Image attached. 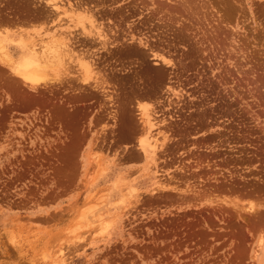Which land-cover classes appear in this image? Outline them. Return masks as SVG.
<instances>
[{"label":"rangeland","instance_id":"obj_1","mask_svg":"<svg viewBox=\"0 0 264 264\" xmlns=\"http://www.w3.org/2000/svg\"><path fill=\"white\" fill-rule=\"evenodd\" d=\"M78 1L105 91L0 63V264H264V0ZM46 11L0 0V43L47 41Z\"/></svg>","mask_w":264,"mask_h":264},{"label":"bare ground","instance_id":"obj_2","mask_svg":"<svg viewBox=\"0 0 264 264\" xmlns=\"http://www.w3.org/2000/svg\"><path fill=\"white\" fill-rule=\"evenodd\" d=\"M40 2L45 3L47 7L46 12L48 13L47 19L53 24L58 23L57 28L52 33H49L47 41L43 40L44 42L42 41L40 44H36L31 40L27 41L26 39H21L19 43L11 39L12 43H15L18 47L15 51L18 53L17 56L9 52L6 44L0 43V63L8 66L17 78L33 90L46 87L49 83H61L63 78L70 77L72 74H70L69 62L70 64L72 62L76 63L79 70L77 71L79 75L78 81L81 84L90 87L91 83H95L94 89H98L99 86L102 88L105 84L107 85V79L103 78L99 72L100 69L96 70L98 68L97 63L93 59H89V52L78 53L75 51L76 46L72 41V33L80 30V35L87 39V41H91V43L97 42L101 45V49L107 50L110 37L106 34L102 22L97 20L98 16L95 15V11L90 7L82 5L79 1L73 3L70 0H40ZM64 20L66 23L62 24ZM107 20L112 22L111 19ZM15 31L12 32L13 35H23L25 30L17 29ZM3 35L4 37L7 36V34ZM161 60L166 64L164 58H161ZM50 75L52 79H49ZM104 89L102 88L103 91H105ZM151 120L146 117L143 121L146 124L148 135L144 138V143L154 148L157 144L153 145L151 141L157 140L151 135L152 132H150L154 126Z\"/></svg>","mask_w":264,"mask_h":264}]
</instances>
